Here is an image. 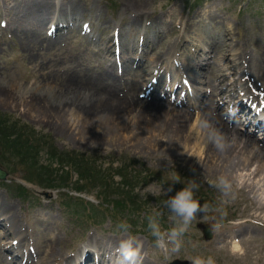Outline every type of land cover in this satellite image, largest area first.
Listing matches in <instances>:
<instances>
[{"label": "rangeland", "instance_id": "rangeland-1", "mask_svg": "<svg viewBox=\"0 0 264 264\" xmlns=\"http://www.w3.org/2000/svg\"><path fill=\"white\" fill-rule=\"evenodd\" d=\"M70 2L75 3L76 7L72 10L73 18H71L70 10L65 9L64 16L61 18L62 13H59L60 10L54 6L49 11V18L44 25V30L48 34L55 20L68 26L71 24L64 31L65 35L60 32L64 40L60 46L57 44L60 55L57 51H53L56 53L55 56L53 52L49 53L46 48L39 46V50L35 52L36 60L33 61L29 60V51L22 46L18 37L7 29L10 20L8 11L14 7V0H0V79L18 85V87H2L8 91L7 93L0 91V115H7L19 124L29 127L36 138L45 139L50 148L56 152L58 149L85 153L94 158L97 163H103V167L112 162L115 166L121 161L134 160L136 171L132 172L137 178L135 180L132 178L131 181L137 182V186L122 187L119 184L118 188L116 186L111 191L116 192L113 197L117 200L120 198L129 201L132 197H138L143 209L140 214L131 213L124 220L122 213H128L130 209L125 208L121 212L120 204L116 205L118 213L111 214L101 209L97 204L100 201L96 197L97 189L90 192H76L67 188L56 190L41 188L24 179L25 166L11 165L12 156L8 154L9 152H5L4 158L0 159V168L7 171L5 179H0V214L5 212V216L0 217V263L76 264V261L83 258L90 259L93 256L95 259L96 256L101 255L102 260L115 264V250L121 239L126 238V234L119 230L117 225L127 221L131 225L128 234L143 241V264H172L173 260L190 262V259L197 255L204 257L211 255L216 264H264V221L262 219L264 215L250 218L252 213L259 214L260 210L253 194L249 193L244 186L242 187V181L239 182L237 178L231 177L236 174L235 172L232 173L233 175L223 173L224 167L222 169L217 167L218 169L214 170L208 167L211 164L205 161V158L200 157L197 161L196 158H192L190 151L185 153L186 149L178 152L163 149L159 140L157 148H153L150 146L151 142L147 144L145 140H142L144 143L136 148L122 133L116 137L106 138L104 141H76L47 125L39 115L32 112L28 114L18 100V96L25 91H30L34 84H39L41 90L53 91L55 88L52 84L55 77L63 81L68 77H75L74 79L78 80L77 75L83 72L89 74L88 79L84 78L85 81L94 79L95 76L99 77L101 68L106 67V59L109 63L120 57L117 49L119 41L135 44L136 47L132 51L123 55L126 58L123 64L128 62L137 72L134 63L128 60L129 56L140 57L142 63L138 71H147L154 65L152 58H155L160 51L165 50L173 41L184 39L186 42L183 46L179 44V55L176 60H173L174 68L163 71L162 81L158 82L159 87L157 86L155 95L159 96L172 84L174 86V83L183 84L182 76L177 75L175 70L179 68L183 75H188L184 67L185 61L195 62L191 70L197 76L209 80L213 79L214 75L215 78L217 69H214L213 75L211 74L213 60L226 57L236 48L237 53H243L242 56L246 58L250 57L254 65L247 66L246 58H238L239 55H235L237 63L229 64L224 60V63H220L219 66L220 73L226 76L220 82L215 79L218 86L215 90L216 94L208 95L212 81L206 84V87L202 85L206 92L199 97L201 103H208L209 99L213 98L215 103L220 104L227 93H232V104L223 105L222 116L229 123H231L230 116H234L236 123H239V130L250 133L254 117L250 116L248 107L242 106L237 109L235 104L243 93L237 89V76L241 70L237 65L238 61L244 62L241 67L247 73L242 77L250 76L248 86L260 84L264 87V0H147L145 10L150 14L141 17L136 28L130 31L126 29V23L131 21L132 17L128 10L123 11L124 0H58L54 5L58 7L62 5L64 8L68 7ZM6 22H8L7 28ZM23 23L25 26L26 23ZM117 27L121 29L119 36L118 30H114ZM208 31L213 32L210 36L218 35L212 41V45L208 46L210 50L206 53L202 52L203 55L194 54L195 48L198 49L195 44L198 42L197 37ZM217 38L225 43V48L220 47V54L216 52ZM107 44L111 46L110 53H106L104 48ZM183 54L190 56L185 57L184 61ZM218 55L220 57H217ZM228 65L230 66L225 67ZM42 67L45 68L42 69ZM68 68L70 70L66 71ZM208 70L210 73L207 72ZM49 71L53 73H48ZM135 77L136 75L131 73L127 78L130 83H134ZM150 77L151 74L147 75L145 81ZM153 79L156 77H152ZM188 80L191 84L194 83L191 79ZM187 90V86L183 84L182 91L181 88L177 89L169 96L167 92L166 98L177 101ZM257 92L260 95V92ZM137 93L140 94V92ZM173 93H175L174 96H172ZM192 93L195 97L197 91L192 89ZM253 94L247 93L248 104L255 103L257 95ZM183 98L185 105L181 106L173 102L170 107L188 109L192 114L197 113L198 109L188 106L192 100H186V96ZM67 118L69 119V115ZM249 119L251 120L247 122L246 120ZM69 121L73 133L81 135L77 120ZM130 123L133 122L130 121ZM252 136L259 141L262 139V134L259 132L252 133ZM45 144L42 143V146L44 147ZM40 159L45 161L47 157L44 153H40ZM255 164H250L251 170L255 168ZM54 165L57 166L55 163ZM246 170H239L237 174L238 172L243 174L247 172ZM220 175H226L232 181L234 199L222 197L221 192L211 186L210 182L215 181ZM73 178H76L75 173ZM177 178L179 182H176ZM113 179L120 182L118 175ZM190 179L199 183L200 188L196 197L201 205L207 203L210 210L206 214L203 212L197 214V220L193 221L182 237L183 246L178 252L172 253L170 250L166 251L164 248L157 247L156 238L152 236L148 228L147 217L155 211H160L162 230L167 231L172 228L173 224L169 220L171 213L165 206V201L186 186ZM16 186L26 188L23 196L17 195ZM169 188H171L170 192L167 191ZM69 197H81L89 201L95 206L96 211L83 212L77 204L63 205L62 201L68 200ZM245 219L247 221L240 224ZM201 225L209 228L210 237L207 239L202 235ZM240 226L249 231L234 237L233 234L237 233ZM20 234L23 237L19 238ZM96 242L101 244L97 245ZM51 244L55 247V257L49 256ZM30 248L33 249L34 256H30ZM86 254L87 257H85ZM26 256L32 259L28 261Z\"/></svg>", "mask_w": 264, "mask_h": 264}, {"label": "bare ground", "instance_id": "bare-ground-1", "mask_svg": "<svg viewBox=\"0 0 264 264\" xmlns=\"http://www.w3.org/2000/svg\"><path fill=\"white\" fill-rule=\"evenodd\" d=\"M57 2L58 0H14V7L8 11V17H10L9 26L7 28L8 22H6L5 26L11 34L18 37L22 46L27 49L26 51H29V60H36L35 52L39 50V46L46 48L49 53L57 51L60 55L57 44L60 46V43L64 42L62 40L63 37L60 36V32L65 35L64 31L71 24L68 26L55 20L52 22L51 31L47 32L49 35L46 34L44 25L49 18V11L54 6L60 10L59 13H62L61 18L64 16V9L66 11L70 10L71 18H73L72 15L74 12L72 10H75L76 7L73 2L68 3V7L63 8L62 5L58 7L54 5ZM146 4L147 0H124L122 5L123 11L128 10L132 17V20L126 23V29L129 31L135 29L137 22L140 21L139 19L150 14L145 10L147 7ZM198 21H201L200 18ZM23 22L26 23L25 26ZM114 30H118L117 35L119 36L121 29L117 27ZM212 33L210 31L204 32L202 36L197 37L198 42L195 44L199 50L195 48L194 54L198 53L203 55L204 52L206 53L210 50L208 46H211L212 41L218 36L217 34L210 36ZM219 39L217 38L216 40V43H218L216 48L219 49L216 50L218 54H220L221 46L225 48V43ZM183 40H175L165 50L160 51L155 58H152L151 61L154 65L147 71H138L142 63L140 57L129 56L128 60L134 63L137 72L133 70V67L128 62L123 64L126 61L123 55L132 51L136 47L135 44H126L123 41H119L117 49L120 52V57L109 63L106 59V67L101 68L102 72H100L99 77L95 76L94 79L85 81L84 78L88 79L89 75L85 72L77 75L78 80L74 79L75 77H68L63 81L55 77L52 84L55 88L53 90L54 92L51 89L41 90L39 84H34L31 86L30 91H25L21 95L18 94L19 104L27 110L26 112L28 114L32 112L39 115L40 119H43L47 125L53 127L57 132H60L67 138L69 137L76 141H104L106 138L116 137L122 133L124 137L125 135L128 137L130 143H133L136 148L144 143L142 140H145L147 144L151 142L150 146L157 148V142L159 140L161 141L163 149H172V151L176 152L186 149L185 153L190 151L192 158H196L197 161L200 160V157L205 158V161L211 164L208 167L214 170L224 167V170L222 169L223 173L227 172L229 175H233L232 173L235 172L236 174L231 177L237 178L239 182L242 181V187L244 186L248 189L247 191L249 193L253 194L258 209L260 210L259 214L257 212L252 213L250 218L261 217V215H264V200L260 198V194L264 193V140L258 141L251 133H243L242 130H239V123H236L234 116H230L229 120L231 123L226 118H223L221 110H223V105L232 104V93H227L220 104L215 103V99L213 98H210L208 103H201V98L199 97L200 95H205L206 92L202 85L204 84V87H206V84L212 81L213 83L208 89V95L216 94L215 90L218 86L215 83V79L220 82L226 76L220 73V63H224V60L229 64L237 63L235 55H239L238 58L246 57L242 56L243 53H237L236 48L230 51L226 57L217 58L220 57L218 55L216 57L217 59L215 61L213 60L214 65L211 71L213 75L214 69H217L216 77L214 78L213 75V79L210 78L208 80L192 72L191 69L192 66H195V62L190 63L184 60L185 57L190 56L189 54L182 55V59L185 61L184 67L188 75L185 74V77L179 68H176L175 71L177 75L182 76L181 81L188 88L182 94V97L186 96L189 100H192L191 103H188L189 107L198 109L197 113L192 114L188 109L170 107L173 102L181 106L185 105L184 98L179 97L177 101H172L169 97L166 98L167 92H169V96L171 92L177 91V89L181 88L182 91L183 84L181 86L174 83V86L172 84L170 88H167L159 96L155 95L159 87L158 82L162 81L163 71L174 68L172 67L175 63L173 60H176L179 55V44L183 46L186 42ZM104 48L106 49V53H110V45L107 44ZM53 54L56 56L55 52ZM245 61L249 67L254 65L250 57L246 58ZM241 64H244V62L241 63L238 61L237 66L241 70H237L239 71V75L237 76L238 80L236 82L237 89L243 93L235 102L237 109L242 106L249 108L250 104L247 103L249 100L247 93L252 92L258 95L255 90L260 92L257 104L264 106V87L260 84L248 86L250 76L247 78L242 77L247 72L242 69ZM44 68L42 67V69ZM68 70L70 69L68 68L66 71ZM207 72L210 73L209 70ZM48 73L53 72L49 71ZM131 73L136 75L134 83H130L127 78L128 74ZM149 74H151V77L145 81L146 76ZM152 77H156V79L152 80ZM79 78L82 79L79 80ZM188 79H191L194 83L191 84ZM2 87H18V85L10 82L7 83L3 79H0V91L7 93L8 90ZM192 89L193 91H197L195 97ZM136 92H140V94L138 95ZM174 95L175 93L172 94V96ZM68 115L69 119L67 118ZM203 118H207L208 120L207 127L199 124V121ZM71 119L77 120L80 125L78 131L81 135L75 134L71 130L69 124V120ZM129 119L133 123L128 122ZM250 120L246 121L249 122ZM258 124H260L259 120L255 119L254 125ZM217 132L222 134L226 141V146L223 150L218 149L210 138ZM179 154L181 155L182 152ZM253 163H256V166L251 170L249 166ZM244 169H247V172L243 174L238 172L237 174V171ZM2 216H5V212H1L0 217ZM262 219L264 221V217ZM245 221L247 220H242L240 224ZM246 231L249 230H245V228L240 226L237 229V233H234L233 236L237 237ZM20 237H23V235L20 234ZM95 244L100 245L101 242H96ZM54 249L55 247L51 244L49 256H56ZM34 250L38 254L35 248ZM32 252L33 249L30 248V256H34ZM100 256H96L95 259L91 256L88 259L86 254L85 257L87 258L76 261V264H109V262L102 260ZM26 259L30 261L32 258L26 256ZM26 259L24 258V262H26Z\"/></svg>", "mask_w": 264, "mask_h": 264}, {"label": "trees", "instance_id": "trees-1", "mask_svg": "<svg viewBox=\"0 0 264 264\" xmlns=\"http://www.w3.org/2000/svg\"><path fill=\"white\" fill-rule=\"evenodd\" d=\"M36 139L39 138H36L29 127L19 124L7 115H0V159L4 158L5 152H9L8 154L12 156L10 159L11 165L25 166L24 179L45 189L67 188L76 192H90L97 189L96 197L100 199L97 204L106 212L118 213L116 205L120 204L121 212L125 208L130 209L128 213H122L124 220L131 213L140 214L143 205L138 197H132L129 201L120 198L117 200L113 197L116 192L111 191L116 186L118 188L119 184L122 187L137 186V182L132 183L131 181L132 178L134 180L137 178L133 174L136 171L134 160L121 161L115 166L112 162L103 167V163H97L94 158L87 156L85 153L58 149L56 152L50 148L45 139ZM42 143L43 145L46 143L44 147ZM40 153L46 155L47 159L45 161H41ZM65 167L67 168L65 169ZM73 173L76 174V178H73ZM116 175L120 177V182L114 181L113 178ZM25 191L24 186H16L18 196H23ZM62 204L65 206L77 204L78 208L83 209V212L87 210L96 211L92 203L83 200L81 197H69L68 200L62 201Z\"/></svg>", "mask_w": 264, "mask_h": 264}, {"label": "clouds", "instance_id": "clouds-1", "mask_svg": "<svg viewBox=\"0 0 264 264\" xmlns=\"http://www.w3.org/2000/svg\"><path fill=\"white\" fill-rule=\"evenodd\" d=\"M199 124L207 127V118L201 119ZM210 138L218 149L223 150L226 146V141L222 134L217 132ZM176 182H179V178H177ZM210 184L221 192L222 197L235 198L232 181L226 175L218 176ZM199 188V183L194 179H190L186 186L165 201V206L171 213L169 220L173 224V227L169 230H162L160 223L162 213L160 211H155L147 217L148 228L152 236L156 238L157 247L164 248L166 251L170 250L172 253L178 252L183 246L182 237L188 231L193 221L197 220V214L201 212L206 214L210 210L207 203L201 205L200 200L197 199L196 193ZM167 191L170 192L171 188L167 189ZM260 198L264 200V193L260 194ZM117 228L126 234V238L121 239L115 250V264H143V241L136 236L128 234L131 225L127 221L120 222ZM190 262L191 264H216L214 257L211 255L207 257L197 255L192 257Z\"/></svg>", "mask_w": 264, "mask_h": 264}, {"label": "water", "instance_id": "water-1", "mask_svg": "<svg viewBox=\"0 0 264 264\" xmlns=\"http://www.w3.org/2000/svg\"><path fill=\"white\" fill-rule=\"evenodd\" d=\"M6 175H7V172L0 168V179H5ZM200 229L202 231L204 238L210 237V232H209V229L206 225H201ZM172 264H191V263L187 262V261L173 260Z\"/></svg>", "mask_w": 264, "mask_h": 264}]
</instances>
